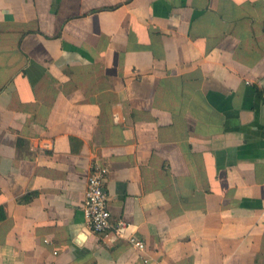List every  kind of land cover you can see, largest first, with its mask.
<instances>
[{"label": "crops", "instance_id": "0c3cea01", "mask_svg": "<svg viewBox=\"0 0 264 264\" xmlns=\"http://www.w3.org/2000/svg\"><path fill=\"white\" fill-rule=\"evenodd\" d=\"M0 209V264H264V0H0Z\"/></svg>", "mask_w": 264, "mask_h": 264}, {"label": "built area", "instance_id": "2783aa9c", "mask_svg": "<svg viewBox=\"0 0 264 264\" xmlns=\"http://www.w3.org/2000/svg\"><path fill=\"white\" fill-rule=\"evenodd\" d=\"M109 167L100 160H94L90 165L86 197L82 211L90 229L101 235L113 234L114 239L126 238L140 252L146 251L144 240L134 234L128 235L129 224L122 218H115L109 206V196L106 183ZM148 261V259H145Z\"/></svg>", "mask_w": 264, "mask_h": 264}, {"label": "trees", "instance_id": "16d2710c", "mask_svg": "<svg viewBox=\"0 0 264 264\" xmlns=\"http://www.w3.org/2000/svg\"><path fill=\"white\" fill-rule=\"evenodd\" d=\"M5 218V213L3 212V209H0V220Z\"/></svg>", "mask_w": 264, "mask_h": 264}]
</instances>
